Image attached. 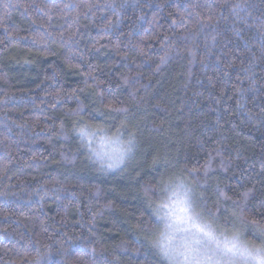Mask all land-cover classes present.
<instances>
[{
	"label": "trees",
	"instance_id": "1",
	"mask_svg": "<svg viewBox=\"0 0 264 264\" xmlns=\"http://www.w3.org/2000/svg\"><path fill=\"white\" fill-rule=\"evenodd\" d=\"M171 204L264 248V0H0V264H174Z\"/></svg>",
	"mask_w": 264,
	"mask_h": 264
},
{
	"label": "snow or ice",
	"instance_id": "2",
	"mask_svg": "<svg viewBox=\"0 0 264 264\" xmlns=\"http://www.w3.org/2000/svg\"><path fill=\"white\" fill-rule=\"evenodd\" d=\"M80 135L87 137L89 133L87 130L81 129ZM111 166L109 165V167ZM180 210L186 214L182 219L191 222L204 237L203 241L201 239L194 240V244L198 247L188 246L186 251L181 253L187 264H237V261L242 262V264H264V248L249 249L242 247L236 235L231 238L220 239L214 234L210 226H201L195 222L191 215H187L190 212V207L187 204Z\"/></svg>",
	"mask_w": 264,
	"mask_h": 264
},
{
	"label": "rangeland",
	"instance_id": "3",
	"mask_svg": "<svg viewBox=\"0 0 264 264\" xmlns=\"http://www.w3.org/2000/svg\"><path fill=\"white\" fill-rule=\"evenodd\" d=\"M107 148L108 147H105L103 152H106ZM108 150L111 151L112 149L108 148ZM124 153H125L124 151L118 150L117 148H114V146H113V150L111 151V154L109 156H107V157H111V155H112L113 159H120V161H121L125 157ZM103 156H105V155H103ZM184 207H185V205L183 204V208ZM180 209L177 207V204H175V205L171 204L170 211L168 212L169 224L170 225L167 224L168 225L167 227H168V229H170L169 233H170V236L173 235V238H174L175 234L177 235V237H179L180 228H181V231H182L181 235H182V237L184 239L183 241L186 242V243H182L181 244L180 241H176V242H174V244L171 243L170 247H171V250H173V253H174V256H175L174 264H187V262L185 261L184 256L181 255V253L185 252L186 251V247H188V246L198 247L197 245L194 244V240L195 239H201L203 241L204 237H200L199 236L200 233L198 234V231H196L195 228L191 227V226H193L192 224L189 225V221H187L186 219H182L183 217L186 216V214L184 212H181ZM190 212H191V210H190ZM189 213H187V215ZM200 225H201V223H200ZM176 229L178 230V234L176 233L177 232ZM226 236L227 235H225V237ZM225 237L218 235V238H220V239H223ZM171 256H172V254H171ZM237 264H242V262L237 261Z\"/></svg>",
	"mask_w": 264,
	"mask_h": 264
}]
</instances>
